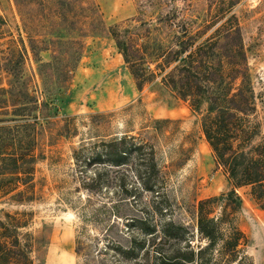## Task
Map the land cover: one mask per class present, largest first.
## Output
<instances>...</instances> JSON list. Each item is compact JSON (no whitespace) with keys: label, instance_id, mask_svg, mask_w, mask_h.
I'll return each mask as SVG.
<instances>
[{"label":"trees","instance_id":"trees-1","mask_svg":"<svg viewBox=\"0 0 264 264\" xmlns=\"http://www.w3.org/2000/svg\"><path fill=\"white\" fill-rule=\"evenodd\" d=\"M27 1L14 0L17 5ZM32 1L39 4L41 15L55 18L48 30L65 28L69 13L78 24L74 29L80 32L99 18L93 0ZM166 17L161 15L154 25L137 17L127 18L110 25L109 34L139 91L160 81L196 111L201 102H206L205 112L199 111L201 130L231 188L196 203V231L171 216L163 217L169 214V208L164 206L165 177L157 162L155 145L139 133L127 131L82 138L72 148L79 188L87 193V205L94 195L106 193L110 198L119 194L120 200L131 206L138 204L140 215L126 223L135 230L128 244L110 245L126 262L253 264L244 250L247 237L235 223L241 206L236 190L248 186L255 203L264 211V142L256 140L260 132L256 97L237 18L220 12L212 24L189 28L168 23ZM219 19L224 20L204 37ZM23 27L19 33L23 29L34 56L41 50H51L52 60L35 58L42 84L38 97L24 73L25 46V53L11 49L0 55V198L7 196L14 205L35 198V164L42 158L38 136L52 122L50 101L54 91L62 89L67 73L64 69L61 78L56 54L64 59L79 58L83 46L79 39L47 37L48 33L52 35L48 30L35 37L26 25ZM19 39L23 41L21 36ZM38 43L45 46L39 48ZM66 68L71 71L68 63ZM67 129L66 123L61 124L60 136ZM144 193L151 199L143 201ZM114 202L99 206L116 217L118 206ZM31 215L26 210H0V264L41 261L39 255L47 237L43 230L37 234L30 230Z\"/></svg>","mask_w":264,"mask_h":264},{"label":"rangeland","instance_id":"rangeland-1","mask_svg":"<svg viewBox=\"0 0 264 264\" xmlns=\"http://www.w3.org/2000/svg\"><path fill=\"white\" fill-rule=\"evenodd\" d=\"M93 1L99 18L80 32L74 29L78 24L71 13L65 28L48 30L55 18L50 20V15H41L36 1L17 5L14 0H0V55L11 49H22L25 53V46L24 73L38 97L42 84L35 58L50 61L52 51L41 50L34 56L23 29L19 33V28L26 25L35 37L48 30L52 35L48 33L47 37L79 39L83 43L79 58L64 59L56 54L61 78H64V69L67 73L65 80L62 79L64 83L61 81L62 89L53 90L56 94L50 101L52 122L38 136L42 158L35 164V198L23 205L12 204L7 196L0 198V210L30 211V230L36 234L44 231L47 243L40 252L41 261L36 264H131L115 254L110 245L128 244L135 230L126 223L140 215V208L138 204L131 206L120 200L119 194L110 198L107 193L94 195L87 205V193L79 188L71 158L72 148L82 138L127 131L150 139L165 177L167 203L160 202L168 205L169 214L163 217L171 216L193 231H196V203L231 188L201 130L199 111L205 112L206 102H201L200 110L196 111L160 81L145 85L139 91L109 34L110 25L132 17L154 25L161 15H167L168 23L196 28L202 23L212 24L220 12L226 17L234 14L256 97V116L260 123L256 140L264 142V0ZM34 15L38 18H32ZM224 19L216 20L204 37ZM37 46L45 45L38 43ZM64 123L68 129L60 136L58 127ZM236 192L241 206L235 214V223L247 237L244 250L253 264H264V211L255 203L248 186ZM147 197L151 199L144 193L143 201ZM114 200L118 206L116 217L99 206L104 202L112 205Z\"/></svg>","mask_w":264,"mask_h":264}]
</instances>
